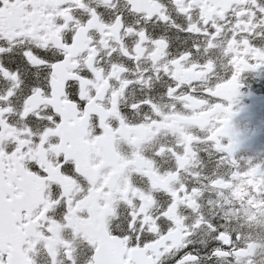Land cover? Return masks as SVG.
<instances>
[{
  "label": "snow or ice",
  "instance_id": "1",
  "mask_svg": "<svg viewBox=\"0 0 264 264\" xmlns=\"http://www.w3.org/2000/svg\"><path fill=\"white\" fill-rule=\"evenodd\" d=\"M262 73L264 0H0V264H264Z\"/></svg>",
  "mask_w": 264,
  "mask_h": 264
},
{
  "label": "flooded vegetation",
  "instance_id": "2",
  "mask_svg": "<svg viewBox=\"0 0 264 264\" xmlns=\"http://www.w3.org/2000/svg\"><path fill=\"white\" fill-rule=\"evenodd\" d=\"M235 108L237 112L233 117V126L240 143L236 158L245 166L249 159L252 163L264 164V73L245 76ZM261 182L251 178L241 180L237 195L242 200L248 196L247 204L251 208L247 210V220L264 226V199L250 195L248 189L249 184H255L253 191L259 193L262 191L259 188Z\"/></svg>",
  "mask_w": 264,
  "mask_h": 264
}]
</instances>
